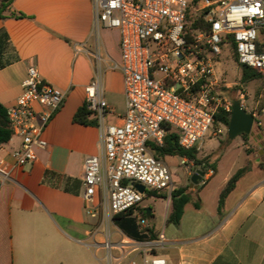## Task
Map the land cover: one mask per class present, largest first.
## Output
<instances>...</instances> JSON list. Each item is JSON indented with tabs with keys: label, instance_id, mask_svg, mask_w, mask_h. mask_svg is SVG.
<instances>
[{
	"label": "crops",
	"instance_id": "0c3cea01",
	"mask_svg": "<svg viewBox=\"0 0 264 264\" xmlns=\"http://www.w3.org/2000/svg\"><path fill=\"white\" fill-rule=\"evenodd\" d=\"M93 26L91 0H13L0 16V33L9 37L3 56L7 65L0 69V103L6 108L15 104L30 66L65 95L44 133L47 146L36 148V162L16 164L13 151L20 147V137L0 146V174L7 173L0 180V264H78L74 247L90 248L102 240L90 236L98 222L87 213L82 177L85 158L102 152L103 139L98 125L76 123L74 116L85 106L86 87L96 78L110 106L107 124H122L127 106L117 67L120 33L97 32ZM244 167L219 177L217 164L213 174H205L197 188L191 187L192 200L178 225L168 221L169 196L163 223L154 226L168 239L162 252L168 264H264L262 160L247 166L223 214L218 212L222 190ZM196 170L188 173L190 179Z\"/></svg>",
	"mask_w": 264,
	"mask_h": 264
},
{
	"label": "built area",
	"instance_id": "2783aa9c",
	"mask_svg": "<svg viewBox=\"0 0 264 264\" xmlns=\"http://www.w3.org/2000/svg\"><path fill=\"white\" fill-rule=\"evenodd\" d=\"M91 1L94 30L120 33L117 67L124 78L127 109L122 124H107L110 106L101 80L86 87L85 106L97 119L103 139L102 152L84 161V202L88 215L101 225L90 236L101 235L94 245L105 250V264H168L162 253L168 244L163 231L135 239L115 224V216L132 211L139 230L150 234L149 218L141 213L144 193L133 184L169 196L175 188L168 163L154 155L152 146H162L172 129L181 147L200 149L218 110H231L220 91L228 84H223L214 61L222 44L230 45L238 62L256 71L264 85V0H200L194 21L202 19L204 27L198 29L189 21L194 0ZM64 98L60 89L40 78L35 66L28 68L22 94L7 108L13 137L21 138L13 151L18 166L37 161L36 148L47 146L44 133ZM252 114L264 136V104ZM5 177L7 173L0 174L1 181Z\"/></svg>",
	"mask_w": 264,
	"mask_h": 264
},
{
	"label": "rangeland",
	"instance_id": "374dc122",
	"mask_svg": "<svg viewBox=\"0 0 264 264\" xmlns=\"http://www.w3.org/2000/svg\"><path fill=\"white\" fill-rule=\"evenodd\" d=\"M200 6V1L197 5L192 4L189 18L190 24H192L194 19L198 18L199 15H197L196 9ZM221 48V55L217 56L214 61L216 71L223 79V84H228V87L221 85L220 88L224 99L231 105L235 100H239L249 113H255L264 102L261 94L262 82L254 80L247 85H243L240 81L241 68L232 53V47L222 44ZM242 95L243 97H241ZM253 130H256L255 126ZM260 150L262 152L264 147L259 145L256 136L244 137L239 135L229 139L228 127L214 124L205 136L201 148L198 149V157L210 158L211 161L216 160L219 167L218 176L223 177L228 169H238L241 166L249 167L250 164L255 162L256 158L264 162V152L261 153ZM182 160L183 158L180 157L167 158L166 160L173 175L175 188L181 187L183 184L189 185L191 179L188 173L195 170L189 160L185 164L182 163ZM168 200L169 195L166 192L153 191L150 188L145 190L142 206L151 208L154 211V215L150 219L152 225L160 226L163 223L168 211ZM97 220L94 218V221ZM98 225L100 224L98 223ZM74 255L78 264H105V250L103 248L97 249L96 246L87 248L76 245L74 247Z\"/></svg>",
	"mask_w": 264,
	"mask_h": 264
},
{
	"label": "trees",
	"instance_id": "16d2710c",
	"mask_svg": "<svg viewBox=\"0 0 264 264\" xmlns=\"http://www.w3.org/2000/svg\"><path fill=\"white\" fill-rule=\"evenodd\" d=\"M200 0H194V5ZM13 0H1L0 1V16H4V12L11 5ZM15 17H22L23 15L11 14ZM192 27L195 29L203 28V20L198 19L192 23ZM8 34L5 32L0 33V69L4 68L7 65V62L4 61L3 56L8 48ZM234 56L236 61L238 62V58L234 52ZM239 63V62H238ZM241 68V78L240 81L243 85H247L251 81L260 80L259 75L256 71L251 69L250 67L240 64ZM264 99V85L262 84V92ZM264 104V102H263ZM232 114V107L230 111H226L224 108H220L215 115V124H221L224 126H229V121ZM92 114L83 106L80 108L75 116L74 121L80 124H95L98 125V121L95 118H91ZM255 132L256 137L263 136L257 130H253ZM244 137H252L249 134H241ZM13 138V131L11 129L9 119L7 117V108L0 103V146L9 143ZM264 144V143H263ZM152 151L154 155L162 159L164 161L169 157H180L189 160L195 169H201L203 171H207L208 169L216 170L217 162L216 160L211 161L210 158H199L198 157V149H185L180 146L178 141V133L175 130L169 129L164 140V144L162 146H152ZM248 168L244 167L239 169L228 181L226 187L222 190L219 199V207L218 212L220 215L223 214V209L225 205V201L230 193L235 189L238 181L247 173ZM192 200L191 196V187L190 185H186L183 187H176L171 193V212L168 216V221L178 225L180 220L184 214L185 206ZM197 208L200 207L199 202H195L194 204ZM130 211L128 213L119 214L115 216V224L128 236L135 239H145L152 237L154 235V225H151L149 229L150 234H146L141 232L137 226L136 218ZM141 213L144 217H147L146 209H141ZM153 217V215H152ZM151 217V218H152Z\"/></svg>",
	"mask_w": 264,
	"mask_h": 264
},
{
	"label": "water",
	"instance_id": "95a60500",
	"mask_svg": "<svg viewBox=\"0 0 264 264\" xmlns=\"http://www.w3.org/2000/svg\"><path fill=\"white\" fill-rule=\"evenodd\" d=\"M254 127V115L249 113L242 105L239 100H235L232 103V114L229 121L228 126V136L229 139H233L241 134H249L251 136H255V132L253 131ZM257 139H261L260 137H256ZM264 150L261 152L263 153ZM205 176V172L201 169H197L192 177H191V185L190 187L197 188L203 177ZM141 193H144L146 188L144 185L139 183L133 184ZM147 217L151 219L152 217V209H146Z\"/></svg>",
	"mask_w": 264,
	"mask_h": 264
},
{
	"label": "flooded vegetation",
	"instance_id": "af4514ba",
	"mask_svg": "<svg viewBox=\"0 0 264 264\" xmlns=\"http://www.w3.org/2000/svg\"><path fill=\"white\" fill-rule=\"evenodd\" d=\"M260 140L264 143V136H260Z\"/></svg>",
	"mask_w": 264,
	"mask_h": 264
}]
</instances>
